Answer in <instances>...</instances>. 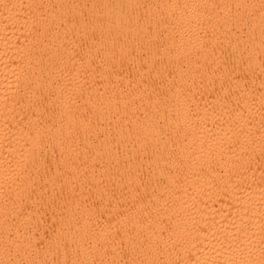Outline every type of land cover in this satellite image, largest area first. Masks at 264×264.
Returning <instances> with one entry per match:
<instances>
[{
  "label": "bare ground",
  "instance_id": "1",
  "mask_svg": "<svg viewBox=\"0 0 264 264\" xmlns=\"http://www.w3.org/2000/svg\"><path fill=\"white\" fill-rule=\"evenodd\" d=\"M0 264H264V0H0Z\"/></svg>",
  "mask_w": 264,
  "mask_h": 264
}]
</instances>
